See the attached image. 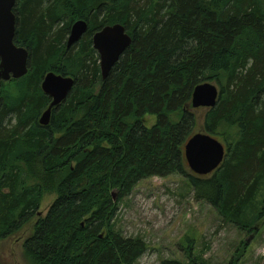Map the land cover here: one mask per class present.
<instances>
[{"label": "trees", "instance_id": "trees-1", "mask_svg": "<svg viewBox=\"0 0 264 264\" xmlns=\"http://www.w3.org/2000/svg\"><path fill=\"white\" fill-rule=\"evenodd\" d=\"M14 12L15 44L29 51L30 72L0 91V241L55 196L24 243L31 264H137L148 245L116 231L119 205L140 182L173 175L226 222L257 234L254 225L264 219V0H18ZM80 20L89 32L68 49ZM116 24L133 45L103 80L93 36ZM51 72L76 85L42 127L51 104L42 84ZM211 81L220 98L204 130L224 139L226 157L199 176L185 158L198 134L188 105L195 88ZM193 250L190 241L191 264H206Z\"/></svg>", "mask_w": 264, "mask_h": 264}, {"label": "rangeland", "instance_id": "rangeland-1", "mask_svg": "<svg viewBox=\"0 0 264 264\" xmlns=\"http://www.w3.org/2000/svg\"><path fill=\"white\" fill-rule=\"evenodd\" d=\"M78 47L79 44L75 50ZM96 57L99 60L98 53ZM208 83L218 87L216 82ZM2 89L3 84L0 91ZM188 110L197 117V133H205L204 120L209 109L194 110L191 104ZM154 122L155 118L148 117L146 124L152 126ZM219 139L225 143L224 139ZM189 172L192 174L190 169ZM112 196L117 203L119 192L113 191ZM56 199L55 196L45 197L37 218L13 237L0 241V264H31L24 243L33 235L38 220L47 216ZM115 226L123 237L142 239L148 245L147 253L137 264L166 261L191 264L190 241L194 244L192 258L203 259L206 264H232L240 256L237 264H264V219L255 223L257 234L250 237L248 232L226 222L211 205L197 201L183 176L154 177L140 182L120 203ZM246 243L248 248L242 254Z\"/></svg>", "mask_w": 264, "mask_h": 264}, {"label": "water", "instance_id": "water-1", "mask_svg": "<svg viewBox=\"0 0 264 264\" xmlns=\"http://www.w3.org/2000/svg\"><path fill=\"white\" fill-rule=\"evenodd\" d=\"M18 0H0V87L12 80H21L29 72V51L15 44L17 17L14 12ZM89 23L83 20L74 23L68 37L67 48L81 43L89 32ZM133 45V38L121 24L107 26L93 36L94 50L100 57L103 80H107L121 58ZM76 81L51 72L46 75L42 90L51 98L49 108L39 120L42 127H49L53 112L65 103ZM220 98L219 89L205 83L195 88L192 96V108L198 110L213 109ZM226 157L225 146L213 136L198 133L185 145V158L188 168L199 176H208L217 171ZM115 201V197H114Z\"/></svg>", "mask_w": 264, "mask_h": 264}, {"label": "flooded vegetation", "instance_id": "flooded-vegetation-1", "mask_svg": "<svg viewBox=\"0 0 264 264\" xmlns=\"http://www.w3.org/2000/svg\"><path fill=\"white\" fill-rule=\"evenodd\" d=\"M71 30V29H70ZM82 42V41H81ZM51 99V98H50Z\"/></svg>", "mask_w": 264, "mask_h": 264}]
</instances>
